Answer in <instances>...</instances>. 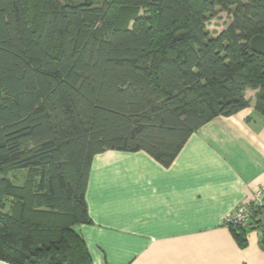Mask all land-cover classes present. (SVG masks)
I'll use <instances>...</instances> for the list:
<instances>
[{
	"label": "trees",
	"instance_id": "trees-1",
	"mask_svg": "<svg viewBox=\"0 0 264 264\" xmlns=\"http://www.w3.org/2000/svg\"><path fill=\"white\" fill-rule=\"evenodd\" d=\"M230 22L216 35L206 23ZM264 0H0V260L93 264L73 229L90 221L91 159L145 151L168 166L186 139L247 106L264 115ZM27 139L39 140L24 147ZM27 170L17 185L7 172ZM264 247V205L226 225Z\"/></svg>",
	"mask_w": 264,
	"mask_h": 264
},
{
	"label": "crops",
	"instance_id": "crops-1",
	"mask_svg": "<svg viewBox=\"0 0 264 264\" xmlns=\"http://www.w3.org/2000/svg\"><path fill=\"white\" fill-rule=\"evenodd\" d=\"M247 106L198 127L168 166L145 151L93 156L87 223L73 229L93 264H264L260 233L238 244L225 216L264 183V115ZM0 264H10L0 260Z\"/></svg>",
	"mask_w": 264,
	"mask_h": 264
},
{
	"label": "rangeland",
	"instance_id": "rangeland-1",
	"mask_svg": "<svg viewBox=\"0 0 264 264\" xmlns=\"http://www.w3.org/2000/svg\"><path fill=\"white\" fill-rule=\"evenodd\" d=\"M229 22H230V17L225 12H218L210 20H208V22L206 23V27L213 35H216L221 30H223ZM38 143L39 140L27 139L23 142V146L30 148L36 146ZM92 159H91V163H92ZM28 176H30L33 179L35 177L33 173L31 174L30 172H27V170H14L7 172V177L11 178L13 182L17 185L22 184L26 180V178H28ZM2 211H5V208L0 207V212Z\"/></svg>",
	"mask_w": 264,
	"mask_h": 264
},
{
	"label": "built area",
	"instance_id": "built-area-1",
	"mask_svg": "<svg viewBox=\"0 0 264 264\" xmlns=\"http://www.w3.org/2000/svg\"><path fill=\"white\" fill-rule=\"evenodd\" d=\"M264 205V183L254 192L250 202L241 203L224 218V224H246L249 221L251 212L254 208Z\"/></svg>",
	"mask_w": 264,
	"mask_h": 264
},
{
	"label": "water",
	"instance_id": "water-1",
	"mask_svg": "<svg viewBox=\"0 0 264 264\" xmlns=\"http://www.w3.org/2000/svg\"><path fill=\"white\" fill-rule=\"evenodd\" d=\"M249 47L253 52L264 56V35L263 34L253 35L249 39Z\"/></svg>",
	"mask_w": 264,
	"mask_h": 264
}]
</instances>
